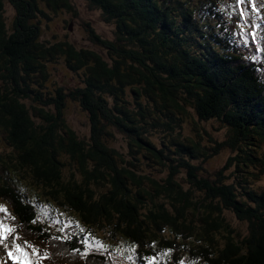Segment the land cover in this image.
<instances>
[{
    "label": "trees",
    "instance_id": "trees-1",
    "mask_svg": "<svg viewBox=\"0 0 264 264\" xmlns=\"http://www.w3.org/2000/svg\"><path fill=\"white\" fill-rule=\"evenodd\" d=\"M86 2L114 38L86 23L92 47L45 38L42 6L77 17L70 0H0V210L50 244L53 263L112 264L44 215L47 229L38 201L124 246L123 264H264V190L253 186L264 174V41L243 43L238 25L255 16L250 0ZM190 113L222 124L224 139L185 135ZM117 135L127 152L112 147ZM229 145L244 147L222 168L238 178L226 188L199 162Z\"/></svg>",
    "mask_w": 264,
    "mask_h": 264
},
{
    "label": "rangeland",
    "instance_id": "rangeland-1",
    "mask_svg": "<svg viewBox=\"0 0 264 264\" xmlns=\"http://www.w3.org/2000/svg\"><path fill=\"white\" fill-rule=\"evenodd\" d=\"M70 1L75 10L78 12L77 17H75L72 13H67L66 11L58 12L57 14H55L51 12L52 10H47L46 6H42L48 12L49 17L51 18V20H44L42 23L45 38L52 39L53 37H55L61 41L68 40L69 42L75 44L77 47H92V43L89 40V35L85 28L86 24H90V26L97 30V32L103 37L111 39L114 38V25L112 23H107V21H105V19L95 10L89 12L86 0ZM15 14L16 11H14L10 7H7L6 16L9 22H12ZM70 23L72 25V28L69 27ZM67 73L70 75L69 72ZM190 115L191 116L183 120V129L185 131V135L193 137L196 132H201L205 140H208L211 137H214V139L216 140H222L224 139V136H226V128H223L224 131L222 133V125L216 120L211 119L210 121L203 122L198 120L194 113H190ZM66 118L69 124L73 126L79 134L87 135L89 133L87 117L83 112L80 113L79 111L70 108V110L67 112ZM126 143L127 142L124 136L117 135L115 140L113 141L112 147L120 152H127L128 147ZM243 147L244 146L238 145H236V147L229 146V149H224L225 153L221 152L216 157L205 162H199V164L202 165V167H206L208 170L214 169V171L211 172L215 173L216 175H218V172L222 171V175L224 177L221 176L223 182V184L221 185H225L226 188H230V183L232 182V180L238 178H236L237 176L233 174V171L230 172L228 169L222 168L227 164V161L230 162L228 158L230 157L229 159H232L231 157L233 155V152L237 154L236 152L239 150V148L242 149ZM259 152H261V150H259ZM239 163L244 168L243 171L245 173L241 174L244 178L253 179L252 177L258 176V174L253 172L254 170L251 169V165H245L242 162ZM253 180H256L253 185L255 189H257L258 191L264 190V174L259 175L258 179ZM227 222L232 225V227L235 229V232L239 235L246 236L248 234V223H239L237 221L232 223L229 220H227Z\"/></svg>",
    "mask_w": 264,
    "mask_h": 264
},
{
    "label": "snow or ice",
    "instance_id": "snow-or-ice-1",
    "mask_svg": "<svg viewBox=\"0 0 264 264\" xmlns=\"http://www.w3.org/2000/svg\"><path fill=\"white\" fill-rule=\"evenodd\" d=\"M254 36L255 33H253ZM13 239L15 237L12 235V229L0 222V241H3L8 247L7 256L12 261V264H31V249L25 250L20 244L13 246L11 244ZM26 251L27 255L25 254Z\"/></svg>",
    "mask_w": 264,
    "mask_h": 264
},
{
    "label": "bare ground",
    "instance_id": "bare-ground-1",
    "mask_svg": "<svg viewBox=\"0 0 264 264\" xmlns=\"http://www.w3.org/2000/svg\"><path fill=\"white\" fill-rule=\"evenodd\" d=\"M216 27V26H215ZM228 59V58H227ZM227 59H226V61H227ZM230 110V109H229ZM229 112V111H228ZM224 121V120H223ZM227 122V121H226ZM228 124V123H227ZM222 125V124H221ZM222 128V127H221ZM230 134V133H229ZM229 136V135H228ZM203 138V137H202ZM175 142H177V141H175ZM171 144H173V143H171ZM230 146V145H229ZM175 149V148H174ZM172 153H174V152H172ZM245 191V190H244ZM247 193V192H246ZM241 194V193H240ZM239 194V195H240ZM245 194V193H244ZM243 194V195H244ZM248 194V193H247ZM248 196V195H247ZM250 196V195H249ZM253 196V195H252ZM257 197H259V196H257ZM256 198V197H255ZM255 198L253 199V200H255ZM238 199V198H237ZM249 200V199H248ZM255 203V202H254ZM250 208V207H249ZM176 246V245H175ZM190 252V251H189ZM173 258V257H172Z\"/></svg>",
    "mask_w": 264,
    "mask_h": 264
}]
</instances>
